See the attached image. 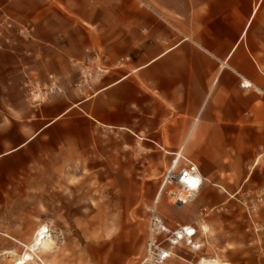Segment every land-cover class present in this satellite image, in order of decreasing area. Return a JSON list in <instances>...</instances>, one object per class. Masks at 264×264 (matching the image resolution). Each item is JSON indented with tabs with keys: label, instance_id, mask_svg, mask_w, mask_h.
I'll list each match as a JSON object with an SVG mask.
<instances>
[{
	"label": "crops",
	"instance_id": "crops-1",
	"mask_svg": "<svg viewBox=\"0 0 264 264\" xmlns=\"http://www.w3.org/2000/svg\"><path fill=\"white\" fill-rule=\"evenodd\" d=\"M2 17L31 31L0 50V254L27 252L49 180L67 184L76 158L108 173L105 187L128 190L137 220L154 206L196 230L200 248L180 245L162 264L259 262L264 0H0ZM88 59L96 71L80 82ZM48 75L60 92L33 105L24 83ZM190 164L202 185L172 204L163 177ZM141 249L134 237L59 244L29 264H136Z\"/></svg>",
	"mask_w": 264,
	"mask_h": 264
},
{
	"label": "rangeland",
	"instance_id": "rangeland-1",
	"mask_svg": "<svg viewBox=\"0 0 264 264\" xmlns=\"http://www.w3.org/2000/svg\"><path fill=\"white\" fill-rule=\"evenodd\" d=\"M90 164L91 162L87 160L78 161L76 158H70L68 183L61 182L58 174H54L52 181L49 180L48 203L39 206L42 217L44 218L46 214L47 218L39 219L35 230L36 235L37 231L44 227L48 235L46 245L41 250L51 249V246L59 244L69 246L71 249L81 245L110 243L119 237L124 239L134 237L142 248L136 258L141 256L147 241L146 216L143 220H137L134 217L135 211L132 212L131 206L126 203L130 197L128 190L105 187L103 181H108L109 174L89 171L91 167L87 166ZM141 207L139 205L136 210ZM180 245L186 246L183 243ZM259 246V262L256 256L253 259L244 253L243 259L246 263L252 264L255 261V264H264V230H261ZM210 248L212 249V244ZM38 252L33 255L27 250L20 257L31 255L29 264L33 262ZM218 253L223 255L222 252ZM3 255L8 258L2 259L0 264H14V261L20 258L13 253L0 254V258ZM72 255L66 253L69 259H72ZM136 258H133L134 262Z\"/></svg>",
	"mask_w": 264,
	"mask_h": 264
},
{
	"label": "built area",
	"instance_id": "built-area-1",
	"mask_svg": "<svg viewBox=\"0 0 264 264\" xmlns=\"http://www.w3.org/2000/svg\"><path fill=\"white\" fill-rule=\"evenodd\" d=\"M31 30L26 28H18L15 24L6 17L0 18V50L6 48L10 43V34L14 32L22 37L28 34ZM94 60L88 59L82 63H78V67L82 72L81 81L89 80L96 68L93 64ZM243 90L252 88L245 80L239 83ZM24 88L27 90L28 99L33 105H38L45 102L49 97L60 92L58 79L53 75H48L44 83L34 85L29 81L24 83ZM202 185V181L198 175L197 169L192 164L182 168L178 172L168 171L165 173L162 181L161 192L172 204L180 202H188L193 199L195 193L198 192ZM262 202V199L257 197L250 201L248 208L250 211H255L256 206ZM147 241L144 252L136 258V264H162L169 255H173L172 251L180 244H185L192 250H198L193 245L196 230L192 229V234H189V226L179 223L168 224L156 212L154 206L147 207ZM188 240V241H187Z\"/></svg>",
	"mask_w": 264,
	"mask_h": 264
},
{
	"label": "bare ground",
	"instance_id": "bare-ground-1",
	"mask_svg": "<svg viewBox=\"0 0 264 264\" xmlns=\"http://www.w3.org/2000/svg\"><path fill=\"white\" fill-rule=\"evenodd\" d=\"M191 230L192 229L189 228V234L193 233V231H191ZM47 239H48V235L46 234L44 227L39 229L37 231L35 237H34L32 244L28 247L29 254L34 255V253H37L39 250L43 249L44 246L46 245ZM193 245L197 247V245L195 243H193ZM168 255L170 257V254H168ZM30 257H31V255H24V256L18 258L17 260H15L14 264H28V262L30 261ZM198 264H223V263L218 262L217 260H210V261L200 260V262Z\"/></svg>",
	"mask_w": 264,
	"mask_h": 264
}]
</instances>
